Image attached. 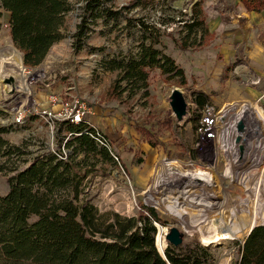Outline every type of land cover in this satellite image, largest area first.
<instances>
[{"label":"rangeland","instance_id":"1","mask_svg":"<svg viewBox=\"0 0 264 264\" xmlns=\"http://www.w3.org/2000/svg\"><path fill=\"white\" fill-rule=\"evenodd\" d=\"M133 1L106 4L119 10ZM70 2L73 10L66 16L64 38L32 69L22 66L9 36L7 14L0 9V70L7 67L5 79L0 74V112L5 114L0 124L12 125L5 138L14 145L31 138L32 156L43 146L54 151L55 123L63 114L83 112L84 121L110 147L115 164L82 172L76 188L80 208L93 206L103 227L115 215L138 220L151 208L160 219L155 228L161 252L169 245L165 234L176 228L183 234L180 247L199 243L209 249L212 264H238L246 231L264 217V176L256 159L245 153L256 131L264 140L263 119L257 113L262 109L264 114V10L247 11L241 0H156L159 5L153 11H124L146 16L148 23L157 22L161 11L175 19L165 29L170 36L161 37L156 48L170 56L185 77L181 85L179 79L167 80L153 70L147 88L129 97L126 92L110 93L117 73L107 71L104 62L134 54L136 31L123 17L117 22L98 19L82 49L74 51L72 36L81 3ZM194 6L200 8L209 36L201 47L182 51L172 37L184 35L178 21L188 19ZM10 76L14 85L6 83ZM174 88L186 103L181 121L169 105ZM195 93L206 95V106L218 114L212 136L200 130L205 107L194 103ZM42 110L54 115L50 125L37 115ZM19 113L23 123L15 124ZM181 172L192 173L193 187L207 191L213 201L202 204L198 195L193 202L192 193L180 192ZM7 191L6 177L0 173V195ZM214 211L209 219L208 212Z\"/></svg>","mask_w":264,"mask_h":264},{"label":"trees","instance_id":"2","mask_svg":"<svg viewBox=\"0 0 264 264\" xmlns=\"http://www.w3.org/2000/svg\"><path fill=\"white\" fill-rule=\"evenodd\" d=\"M78 1L81 13L72 36L74 51L82 49L91 24L98 19L117 22L123 17L138 35L134 54L104 62L107 71L117 73L110 93L121 96L126 92L132 97L147 88L149 74L156 69L167 80L176 78L185 84L184 71L156 48L161 37L170 36L165 29L175 24V19L161 11L157 22L148 23L146 16L124 13L133 8L153 11L159 5L156 0H134L119 10L107 6L108 0ZM241 2L247 11L264 10V0ZM0 9L7 14L9 36L24 67L32 69L64 38L66 16L73 5L70 0H0ZM178 22L184 35L181 39L172 37V41L182 51L201 47L209 36L200 8L194 6L189 18ZM194 103L203 109L209 99L195 93ZM257 113L263 119L264 132L262 109ZM0 116L5 114L0 112ZM55 125L56 149L43 146L42 152L32 156L28 150L33 145L31 138L20 145L11 144L5 135L12 131V125L0 124V173L8 184L6 194L0 195V264H212L209 249L199 243L184 248L167 245L163 258L155 228L160 219L151 208L138 220L115 215L104 227L93 206L80 208L76 188L82 172L114 165L115 157L105 139L86 121L60 120ZM256 134L245 145V153L256 159L264 176V140L261 132ZM61 146L68 150L65 159ZM261 224L264 217L252 226ZM238 264H264V225L251 230L240 247Z\"/></svg>","mask_w":264,"mask_h":264},{"label":"built area","instance_id":"3","mask_svg":"<svg viewBox=\"0 0 264 264\" xmlns=\"http://www.w3.org/2000/svg\"><path fill=\"white\" fill-rule=\"evenodd\" d=\"M42 119H44L49 125L51 124L53 120V114L51 111L48 110H42V112L37 113ZM84 113L80 112L77 110L74 113H68V114H63V117L60 118V120H69L73 123H79L81 121H84L83 118ZM23 116L21 113H19L15 119L14 123L15 124H21L23 123L22 121ZM218 114L215 113V110L210 107H205L204 110L201 111L200 113V130L204 133H208V136H212L214 134V128L218 123ZM58 120V121H60ZM99 143H101L98 139H96ZM67 153L63 152V159L66 158Z\"/></svg>","mask_w":264,"mask_h":264},{"label":"water","instance_id":"4","mask_svg":"<svg viewBox=\"0 0 264 264\" xmlns=\"http://www.w3.org/2000/svg\"><path fill=\"white\" fill-rule=\"evenodd\" d=\"M21 63H22V66L24 67L23 62H22V58H21ZM6 83L14 85L15 80L12 76H10L6 80ZM169 105H170V108H171L172 113L174 114L176 120L181 121L182 118L186 114V103H185V100H184L182 93L177 88H174L172 90ZM262 225H264V224H262ZM257 226H261V225H256V226L251 227L248 234L246 235V237L243 240V244L245 242V239L248 237L249 233L251 232V230ZM164 237H165V241L168 242V244L173 246V247H179L182 244L183 234L180 233L176 228H171L169 230V232L165 234ZM159 254L164 258V250L162 251V253L159 252Z\"/></svg>","mask_w":264,"mask_h":264},{"label":"bare ground","instance_id":"5","mask_svg":"<svg viewBox=\"0 0 264 264\" xmlns=\"http://www.w3.org/2000/svg\"><path fill=\"white\" fill-rule=\"evenodd\" d=\"M5 68H7V67H4L3 69L0 70V74H2V80L4 78L3 75H6L7 74V70ZM17 92H21V91H17ZM179 183H180L179 186H178L179 191L180 192H190V193H192L193 202H194V199H196L198 195H201L202 196L201 197L202 204H204V202L206 200H212L213 201V199H211V198H209L207 196V194H208L207 191H201L199 188H197L195 186L193 187V176H192V173H190V172L182 173ZM180 187L182 188V190H181ZM186 189H190V190H186ZM214 212H208L207 216H208L209 219L212 218V217L214 218V216L216 214V212L215 213ZM248 230H247V232H249ZM247 232H246V234H248ZM246 234H245V236H246ZM245 236H244V238H245Z\"/></svg>","mask_w":264,"mask_h":264},{"label":"crops","instance_id":"6","mask_svg":"<svg viewBox=\"0 0 264 264\" xmlns=\"http://www.w3.org/2000/svg\"><path fill=\"white\" fill-rule=\"evenodd\" d=\"M183 172H181V175H182Z\"/></svg>","mask_w":264,"mask_h":264}]
</instances>
